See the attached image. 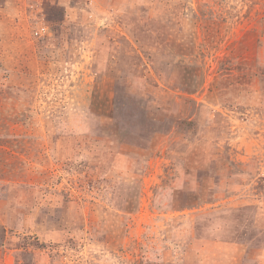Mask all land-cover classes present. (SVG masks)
<instances>
[{
	"label": "rangeland",
	"instance_id": "rangeland-1",
	"mask_svg": "<svg viewBox=\"0 0 264 264\" xmlns=\"http://www.w3.org/2000/svg\"><path fill=\"white\" fill-rule=\"evenodd\" d=\"M0 264H264V0H0Z\"/></svg>",
	"mask_w": 264,
	"mask_h": 264
},
{
	"label": "built area",
	"instance_id": "built-area-1",
	"mask_svg": "<svg viewBox=\"0 0 264 264\" xmlns=\"http://www.w3.org/2000/svg\"><path fill=\"white\" fill-rule=\"evenodd\" d=\"M46 32V27L45 26H39L35 29V35H43Z\"/></svg>",
	"mask_w": 264,
	"mask_h": 264
}]
</instances>
